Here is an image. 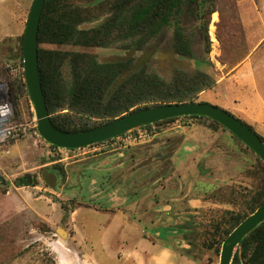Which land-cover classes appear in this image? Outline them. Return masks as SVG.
<instances>
[{
  "label": "rangeland",
  "instance_id": "rangeland-1",
  "mask_svg": "<svg viewBox=\"0 0 264 264\" xmlns=\"http://www.w3.org/2000/svg\"><path fill=\"white\" fill-rule=\"evenodd\" d=\"M32 1L0 0V44L7 39L23 37ZM69 2L84 9L87 20L81 27L90 28L105 18L111 0ZM215 3L216 12L210 16L203 6L201 21H197L195 8L190 5L185 21L190 30H198L199 26L201 28L197 46L206 63L198 64L196 68L208 72L218 80L227 77L216 89L204 92L200 101L225 109L252 125L248 119L251 115H264V0H216ZM162 37L167 42L171 41L173 28H166L158 39ZM256 43L251 60L231 75L250 55ZM6 44L9 45L8 41ZM58 49L92 53L99 60L123 56L126 52L118 45L88 48L70 44L59 46ZM140 53L137 52L135 57ZM2 59L4 56L0 55V60ZM189 61L194 64L193 60ZM148 66L168 80L172 79L176 69H169L166 60L148 63ZM196 68L190 66L188 69ZM0 74L6 77L5 71ZM63 77L70 82L69 63L63 66ZM20 111L21 118L16 116V119L31 124L27 136L0 147V172L7 181L0 188V264H96L92 259L86 258L80 244L75 241L70 215L78 205L97 208L99 204L86 197L89 194L88 184L100 175L103 177L100 178L101 181H105L109 189L117 187L120 179H131L130 182L136 189L152 186L160 191L162 187L167 188V195L160 197L174 203H184L186 212L193 211L187 207L190 200L200 201L202 204L195 210V214L187 215L191 221L194 218V226L185 235L188 238V250L183 252L194 257L197 264H219L222 245L219 254L214 248L205 245L208 239L216 236L215 222L220 221L224 228L229 227L223 212L233 209L246 211L240 207L242 199L248 198L262 186L264 171L257 155L234 138L230 131L220 127L213 130V125L208 120L182 118L160 126L143 127L130 132L135 140L115 138L77 149L65 156L57 149L53 150L39 135L33 109L31 105L30 108L27 106L25 99L21 102ZM206 133L216 135L215 143L211 142L210 147L208 142L190 141L193 140L192 137H203ZM190 142L194 144L188 145ZM193 153L211 155L217 160L224 159L228 167L229 161H240L244 166L243 180L232 176L227 167V173L224 174L227 181L222 183L223 179H220L217 182L221 184L210 186L207 183L203 189L205 192L199 190V184L194 182L192 175H189L185 183L182 182L180 176L173 175L179 168L176 158L183 157L186 166H190L192 160L186 162V156ZM59 166L62 169H58ZM44 169L58 176L55 189L46 184L42 176ZM24 175H31L35 185L18 187L15 180ZM162 175L167 178L152 181L156 176ZM163 191L164 189L161 192ZM171 191L173 194L168 193ZM231 200L232 204L229 203ZM52 203L61 209H55ZM67 209L70 213L66 216ZM88 219L85 216L82 218L84 221ZM59 228L66 230L68 236L62 237L58 233ZM75 248L80 251L81 256L75 255Z\"/></svg>",
  "mask_w": 264,
  "mask_h": 264
},
{
  "label": "trees",
  "instance_id": "trees-1",
  "mask_svg": "<svg viewBox=\"0 0 264 264\" xmlns=\"http://www.w3.org/2000/svg\"><path fill=\"white\" fill-rule=\"evenodd\" d=\"M215 1L204 0L208 16L216 12ZM188 2L190 0H111L105 18L97 26L82 28L87 20L83 8L73 6L69 0H46L39 28L38 54L43 91L54 125L69 132L88 130L134 110L169 103L200 101L203 92L214 90L218 79L199 68L186 71L176 68L172 79L168 80L145 64L119 83L120 76L133 66L135 58L128 62L102 63L92 53L58 49L59 46L70 44L88 48L118 45L123 50L136 48L142 51L167 27L172 26L176 53L194 59L198 67V64L206 63L205 58L195 50L194 37L185 35L180 24ZM16 39H7L0 44V55L4 56L0 62H11L23 67V37ZM7 41L9 45L6 44ZM10 41L15 42L10 44ZM209 51L210 46L207 48V52ZM66 63L70 64L69 83L63 77V66ZM23 99L30 108L26 85L19 78L11 82V100L19 119ZM182 118L208 120L212 123L213 130L220 127L229 131L218 122L202 116L175 117L144 128L160 126ZM241 121L256 132L253 126ZM229 133L243 144L235 135ZM258 136L264 141L262 135ZM50 147L57 149L53 145ZM246 148L250 149L247 146ZM256 157L264 171V162L259 156ZM58 169L62 167L59 166ZM6 183L7 181L1 183L0 188ZM15 184L18 187L34 186L35 180L31 175H24L18 177ZM263 200L264 179L257 191L242 199L240 207L246 211L233 209L223 212L230 226L224 228L222 222H215L216 236L208 239L205 245L214 248L219 254L220 246L227 236ZM229 203L232 204V200ZM232 264H264V222L241 242Z\"/></svg>",
  "mask_w": 264,
  "mask_h": 264
},
{
  "label": "crops",
  "instance_id": "crops-1",
  "mask_svg": "<svg viewBox=\"0 0 264 264\" xmlns=\"http://www.w3.org/2000/svg\"><path fill=\"white\" fill-rule=\"evenodd\" d=\"M256 47L257 43L252 47L250 55L231 75L251 60ZM225 80L227 77L218 80L216 88ZM248 119L256 132L264 137V115L253 114ZM197 137H192L193 140L190 141L208 142L210 147L211 142L215 143L216 135L206 133L203 137ZM186 141L187 138L184 139L183 145ZM192 144L194 143L190 142L188 145ZM163 149L164 147L161 150ZM186 158V162L192 160V165L186 166L183 157L181 159L177 157L179 168L173 175L180 176L184 183L192 175L201 192H205L203 189L207 183L209 186L221 184L217 182L220 179L225 183L227 180L224 174L228 168L232 176H238L241 178L240 181L243 180L244 166L240 161H229L228 167L227 161L214 159L211 155L193 153ZM207 169L209 170L206 171ZM100 178L103 177L101 175L94 177L88 184L89 194L86 197L87 200L99 204L97 208L78 205L70 215L75 241L80 244V249L88 260L92 259L96 264H197L192 257L185 255L183 250H188V238H185V235L194 226V218L191 221L187 215L195 214V210L202 204L200 201L190 200L187 207L193 211L186 212L184 203H174L160 197L167 195L165 192L167 188L162 187L160 191L152 186L136 189L132 186L131 179L126 181L120 179L117 187L109 189V185L106 187L105 181H101ZM162 178L167 177L156 176L152 181ZM162 189L164 194H161ZM168 193L173 194V191ZM52 206L55 209L59 207L55 203H52ZM60 209L59 207L58 210ZM84 216L89 218L88 221L82 220ZM73 252L76 256H81L76 248Z\"/></svg>",
  "mask_w": 264,
  "mask_h": 264
},
{
  "label": "water",
  "instance_id": "water-1",
  "mask_svg": "<svg viewBox=\"0 0 264 264\" xmlns=\"http://www.w3.org/2000/svg\"><path fill=\"white\" fill-rule=\"evenodd\" d=\"M45 3L46 0L32 1L23 34L22 61L28 99L36 119V129L39 135L50 145L64 149H82L115 139L134 130L167 119L184 116H202L221 124L247 147L253 150L264 162V141L255 131L227 110L201 101L169 103L134 110L113 121L88 130L69 132L57 128L52 121L47 106L39 66L38 35ZM99 23L100 22L94 24L93 27L97 26ZM136 52V49H132L126 51L123 56H111L101 62H127ZM151 55V52L147 50L142 51L136 63L120 76L119 83L138 71ZM176 64L180 70H187L190 66L196 68L195 62L193 64L189 60L176 59ZM171 70H173V68H171ZM42 176L49 187L52 189L56 188L58 177L54 173L44 169ZM0 182H5L2 176H0ZM65 212L67 216L70 210L67 209ZM263 222L264 200L261 205L237 225L223 241L219 264H232L235 253L239 250L241 242ZM58 233L62 237L68 236V232L62 228H59Z\"/></svg>",
  "mask_w": 264,
  "mask_h": 264
},
{
  "label": "built area",
  "instance_id": "built-area-1",
  "mask_svg": "<svg viewBox=\"0 0 264 264\" xmlns=\"http://www.w3.org/2000/svg\"><path fill=\"white\" fill-rule=\"evenodd\" d=\"M1 71H5L6 77L0 74V147L8 146L11 142H16L24 138L27 136L31 127L30 123L16 119L14 103L11 100V82L22 78L25 83L24 68L11 62H3L0 63V72ZM122 137L125 141L135 140L130 133L119 136L117 139ZM48 145L51 146L49 143ZM57 150L61 152V154L68 156L69 153L77 149L72 150L57 147ZM0 176L5 180L1 172Z\"/></svg>",
  "mask_w": 264,
  "mask_h": 264
},
{
  "label": "flooded vegetation",
  "instance_id": "flooded-vegetation-1",
  "mask_svg": "<svg viewBox=\"0 0 264 264\" xmlns=\"http://www.w3.org/2000/svg\"><path fill=\"white\" fill-rule=\"evenodd\" d=\"M190 5H193L195 8L194 14L196 16L197 21L198 20L201 21L202 20L201 10L204 6V0H190V2H188L187 6L185 7V10H184L183 15L181 17V23H180L182 28H183L184 34L188 35L190 37H194V39H193L194 40V48H195V50H197L199 52V48L197 46V43H198V41H200V39L198 38L199 37L198 32H200L201 28L199 26L198 30H196V29L190 30L189 28L186 27V22H185V21H187V11H188V8L190 7ZM170 27H172V26H170ZM172 28H173V39L171 41L170 40L168 42L165 41V37L158 39L162 36V34H161L157 38H155L144 50H142V51L147 50V51L151 52V54H152L151 57L146 61L145 64H148V63L154 64L156 62H160L161 60H166L168 62L169 69L173 68V70H174V68H178V66L176 64V59L181 60L182 58H186V57H182L179 54H177L175 49H174V46H173V44H174V27H172ZM132 49H136V48H132ZM132 49H130V50H132ZM164 50H166V52H164ZM126 51H129V50H126ZM142 51L137 50V52H142ZM133 58H135V61H134V64H135L138 56L135 57V55H134L131 59H133ZM130 60H128V61H130ZM189 60H192V59H189ZM100 61H102V60H100ZM194 61L195 60L193 59V62Z\"/></svg>",
  "mask_w": 264,
  "mask_h": 264
}]
</instances>
